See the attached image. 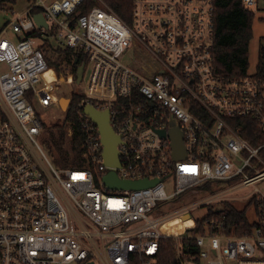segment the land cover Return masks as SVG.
Segmentation results:
<instances>
[{"label": "built area", "instance_id": "obj_1", "mask_svg": "<svg viewBox=\"0 0 264 264\" xmlns=\"http://www.w3.org/2000/svg\"><path fill=\"white\" fill-rule=\"evenodd\" d=\"M240 1L264 10V0ZM215 2L29 0L20 13L5 10L13 18L0 30V264H129L131 255L153 264L166 237L177 240L180 264H264V143L254 146L242 135L249 122L264 131V77L217 70ZM35 8L48 28L36 24ZM33 31L40 34L21 38ZM49 39L82 57L79 82L72 68L58 75L48 64L39 46ZM50 69L54 82L45 77ZM64 84L72 85L69 91L60 89ZM88 105L109 112L120 137L117 166L104 161ZM54 110L60 115H51ZM41 113L52 118L45 121ZM173 129L182 135L185 157L174 155ZM61 130L70 156L79 155L69 166H57L39 139ZM110 170L124 180L157 181L113 189L103 179ZM236 178L210 195L229 200L255 185L245 196L256 202L251 233H225L215 219L204 223L213 230L196 235L188 232L196 226L163 229L213 201L157 216L165 203L210 180ZM187 237L199 247L197 261L182 259L181 239Z\"/></svg>", "mask_w": 264, "mask_h": 264}, {"label": "trees", "instance_id": "obj_2", "mask_svg": "<svg viewBox=\"0 0 264 264\" xmlns=\"http://www.w3.org/2000/svg\"><path fill=\"white\" fill-rule=\"evenodd\" d=\"M18 0H0V11L11 9L7 3H16ZM116 1V0H111ZM87 8H83L86 11ZM41 9L35 8L33 13L40 12ZM255 13L252 9L245 8L240 0H216L215 2V42H214V58L217 70L227 75L244 76L249 69V46L253 37V20ZM9 21V20H8ZM7 21V23H8ZM40 33L33 31L27 33L23 37L37 36ZM48 64L53 67L58 75H61L66 68H72L77 71L78 66L82 63V57L77 52L69 47L61 44H56L49 40H45L40 44ZM78 60V62H76ZM257 74L264 77V50L259 52V61L257 65ZM79 100L75 96L72 100L71 107L67 114V121H72V109L75 103ZM65 131L61 130L59 135L49 136L50 151L49 156L57 166H69L75 164L79 159V155L72 157L69 151L64 147L67 142ZM242 135L248 139L253 145L264 143V131L257 128L255 124L249 122ZM77 137L72 141L73 147H77ZM80 143V142H79ZM240 181L236 178L231 181L232 184ZM216 181H208L195 190H201L213 194L218 185ZM231 184V185H232ZM208 204L209 213L206 217L197 220L196 227L189 230L190 234L204 233L207 230H213L212 227L206 228L205 221L215 219L223 222V231L229 234L245 235L251 233L254 226L257 224V216L255 220L248 217L247 211L250 206L256 207L254 199L249 200L244 207H239L235 202L224 200L219 202V206ZM257 211V210H256ZM257 213V212H256ZM181 218L170 220L163 229L170 232H178L183 230L187 223ZM183 256L182 259L197 261L199 247L196 240L192 237L181 239ZM159 251L156 254L153 264H180V259L177 254V240L171 237L161 238L159 240ZM129 264H140L139 257L131 255Z\"/></svg>", "mask_w": 264, "mask_h": 264}, {"label": "rangeland", "instance_id": "obj_3", "mask_svg": "<svg viewBox=\"0 0 264 264\" xmlns=\"http://www.w3.org/2000/svg\"><path fill=\"white\" fill-rule=\"evenodd\" d=\"M27 3H29V0H18L16 3H7L8 7H14L18 13L23 11V7L25 5H27ZM260 8H264V2L260 3ZM6 9H8L6 7ZM254 10L255 16H254V20H253V37L251 39L250 42V46H249V69L248 72L250 74H255L257 72V65H258V61H259V52L260 50H264V10L260 9L259 7L256 8H251ZM17 16V14L14 15V17ZM13 18V15H9L8 13H6L4 10L0 11V30H2V28L7 26V21L10 18ZM8 32L11 36L13 37H17V33L13 32V30L11 29V27H8ZM49 41L54 42L57 44V41L55 39H49ZM53 70V69H52ZM0 71L3 72L4 71V66L3 64H0ZM65 73V75H67V70L64 69L63 71ZM72 85H68V84H64L61 85L60 89L61 90H65V91H69L68 89L71 88ZM75 88V86H73ZM68 105V99L67 102L64 106V109L67 107ZM55 114V115H60V111L59 110H54L51 112V115ZM51 115L49 116L48 114H43L41 113V117L44 118L45 121L51 119ZM40 141L43 145V147L45 148L46 152L49 154L50 151V141L49 138L45 135H41L40 136ZM256 146V145H254ZM258 146V145H257ZM262 156L264 157V148L261 151ZM259 167H261L259 165ZM249 175H255L256 171L255 170H247ZM232 183L231 182H215V185H223L225 187L230 186ZM255 185H249V186H245L237 191H235L234 193H231L229 196L231 199H229L232 202H235L237 204V206L239 207H244L245 204L249 201L247 197H245L247 194H249ZM204 199H208V200H212L213 202L210 204H215L216 207H218L220 204L219 202L224 201L219 199V196L216 195H210L208 192H204L201 190H191L189 192H187L185 195L176 198L172 201H169L167 203H165L163 206L160 207V209L157 211V216H163V215H167L169 213L172 212H176L179 209L183 208L184 206L187 205H195L199 202H201ZM256 207L250 206L248 208L247 214L248 217L252 220L256 219ZM209 213V206L208 205H202V206H197L195 208H193L192 210V218L190 220H187L185 223H187V225L185 226V228H191L196 226V222L199 219H202L204 217H206ZM74 264V263H72ZM81 264H87V262H83ZM97 264H102L98 261Z\"/></svg>", "mask_w": 264, "mask_h": 264}, {"label": "water", "instance_id": "obj_4", "mask_svg": "<svg viewBox=\"0 0 264 264\" xmlns=\"http://www.w3.org/2000/svg\"><path fill=\"white\" fill-rule=\"evenodd\" d=\"M36 24L39 28L41 27H49L48 21L46 20L44 14L42 12L35 13L33 16ZM78 62V60H76ZM83 64H80L77 68V82H79L82 78L83 72ZM64 100V104H63ZM62 106L64 108L67 99H62ZM86 112L92 117V119L98 124L99 130L101 133L102 142L104 145V161L107 165L117 166L120 164L119 155H118V144L120 142V137L115 133L110 124V117L108 111H99L92 105H88L85 108ZM163 135L164 131L161 132ZM173 136V147H174V155L175 157H185L187 152L184 147L183 138L181 133L178 132L177 129L172 130ZM104 182L109 188L113 189H137L141 187H146L155 183L157 180H124L121 179L115 170H110L104 176ZM185 217H188L185 216ZM89 264H96L95 262H89Z\"/></svg>", "mask_w": 264, "mask_h": 264}, {"label": "bare ground", "instance_id": "obj_5", "mask_svg": "<svg viewBox=\"0 0 264 264\" xmlns=\"http://www.w3.org/2000/svg\"><path fill=\"white\" fill-rule=\"evenodd\" d=\"M45 77L47 78V80L49 81V82H54L56 79H57V77H56V74H55V72L52 70V69H50V70H48L46 73H45ZM62 103V102H61ZM63 104H64V100H63ZM169 222V221H168ZM168 232H170V231H168ZM173 232V231H172Z\"/></svg>", "mask_w": 264, "mask_h": 264}]
</instances>
